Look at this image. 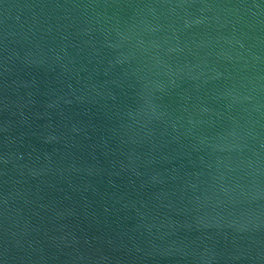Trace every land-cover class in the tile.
<instances>
[{
	"label": "water",
	"instance_id": "water-1",
	"mask_svg": "<svg viewBox=\"0 0 264 264\" xmlns=\"http://www.w3.org/2000/svg\"><path fill=\"white\" fill-rule=\"evenodd\" d=\"M0 264H264V0H0Z\"/></svg>",
	"mask_w": 264,
	"mask_h": 264
}]
</instances>
